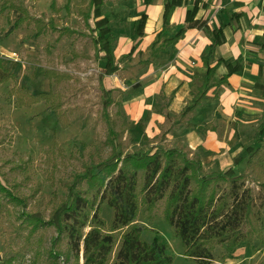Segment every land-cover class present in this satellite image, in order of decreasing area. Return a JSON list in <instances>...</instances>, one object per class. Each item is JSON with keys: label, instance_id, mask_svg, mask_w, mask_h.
<instances>
[{"label": "trees", "instance_id": "1", "mask_svg": "<svg viewBox=\"0 0 264 264\" xmlns=\"http://www.w3.org/2000/svg\"><path fill=\"white\" fill-rule=\"evenodd\" d=\"M148 4L152 5L153 2H145L144 7ZM187 4L186 0H165L162 4L161 27L150 43L144 50H136L132 45L126 54L118 58L114 52L118 36H114L110 29L109 17L102 13L104 0H89L87 10L82 12L86 25L89 20L93 22L91 30L95 35L91 37V41L94 51L102 53L103 65L99 70L98 80L105 112L117 102L113 96L114 91L123 93L121 87L105 88V77L120 72L119 78L123 83L132 85V89L140 88L142 82L138 74L144 69L146 72L149 66H156L160 54L183 39L188 29H205L211 35L210 43L200 56L204 74L193 75L197 83L196 93H189L190 98L178 112L168 109L173 95L154 112L164 118V123H170L167 130L161 133V141L166 139L175 125L204 132L211 129L210 123L194 124L189 121V117L208 96L217 97V89L227 85L228 75L235 70L233 67L220 78L215 77L221 64L228 67L222 60H215V49L225 42V37L221 27L210 29L206 20L196 18L203 5L200 0H193L187 6L182 24H170L172 11ZM50 7L55 8V0H52ZM3 9L21 13L13 23L14 27L33 22L37 36L47 29L57 31L60 35L58 38L61 35L70 37L74 33L67 28H60L53 18L46 21L31 18L26 8L20 5L4 2L0 6V10ZM147 18L143 9L132 21L135 39L144 36ZM42 72L49 83H60L71 78L69 74L52 69ZM7 79L8 76H0V84ZM10 95L15 97L18 107L49 103L48 108L55 113L56 121L63 128L67 127L60 112V94L51 90L27 94L12 88ZM103 117L106 125L104 145L108 148L106 157H101L98 152L89 154L88 159L82 163V170L72 176L70 184H65L66 195L51 208L46 222L36 216L26 215V219L33 223L32 231L40 225L54 227L58 236L64 234L68 238L76 260L81 242L82 264H172V256L166 252L165 241L157 234L150 242L141 240V226L136 222L142 206L150 211L156 202L163 199L162 214L165 222L173 228L174 235L180 240L182 255L196 264H210L217 247L225 250L223 258H227L233 256L239 245L252 244L255 240L264 245V144L256 146L254 142L244 146V155L234 156L231 167L207 173L200 160L189 156L190 152L182 148L152 146L146 151H121L119 132L114 130L115 121L107 114ZM149 119V116L144 117V121ZM139 122L142 123L140 120ZM263 132L264 106L255 140ZM143 137L146 138V135ZM241 162H244L254 179L255 191L246 187V177L236 172V167ZM0 193L8 201L24 204L1 183ZM103 204L112 212L108 230L99 215ZM84 228H87L86 232ZM118 232L119 246L114 249L115 233ZM111 255L114 257L112 260Z\"/></svg>", "mask_w": 264, "mask_h": 264}, {"label": "rangeland", "instance_id": "2", "mask_svg": "<svg viewBox=\"0 0 264 264\" xmlns=\"http://www.w3.org/2000/svg\"><path fill=\"white\" fill-rule=\"evenodd\" d=\"M88 1L55 0L52 9V0H0V6L4 2L20 5L26 8L31 18L44 21L53 18L60 28L74 32L70 37L61 35L58 38L57 31L47 29L37 36L33 22L13 26L21 16L17 10H0V76H8L7 81L0 84V183L24 203L8 201L0 193V264H82L81 242L76 260L75 251L64 234L58 236L50 225H40L32 231L33 223L25 216L33 215L46 222L51 208L65 197V184H70L72 176L82 170V163L89 154L98 152L101 157H106L105 114L115 121L114 130L119 132L123 152L146 151L152 146L178 147L190 152L192 157L198 158L201 154L206 164L203 169L207 173L223 171L222 166L229 162L225 154L219 158L220 166L217 158H209L207 163L201 148H189L194 145L189 136L195 129L175 125L161 141L160 135L170 123H164L160 116L156 119L154 112L162 106L163 100L157 94L144 100L143 88L132 89V85L123 83L120 72L103 79L105 88L123 89L122 94L114 91L117 102L103 111V93L98 80L103 65L102 54L94 51L91 41L95 35L91 30L92 20L86 25L82 17ZM147 1L104 0L102 13L109 17L114 36L134 39L132 21ZM216 1L222 5L226 0H203L207 3ZM45 69L69 74L71 78L49 83L43 76ZM144 74L145 71L138 74L142 84L147 73ZM12 88L27 94L49 90L60 94V112L67 127L63 128L56 121L55 113L48 108L49 103L18 107L15 97L10 95ZM215 104L212 106L216 109ZM210 108L211 104L202 106L200 113L209 116ZM145 116L150 117L149 121H144ZM191 121L196 122L195 117ZM217 123L221 130L228 128L222 119ZM252 132L245 129L241 141L251 139ZM224 137L218 136L220 139ZM236 172L244 175L245 186L255 191L256 184L244 162L236 167ZM163 207V199L150 211L141 207L136 221L142 230L140 239L150 242L157 234L165 241L172 264H196L182 255L180 240L163 218ZM99 215L108 230L111 210L103 204ZM86 230L84 228V232ZM115 237L114 249H117L120 232L115 233ZM225 253L224 249L217 247L210 264H264V245L256 240L252 244L239 245L232 257L223 258ZM113 258L111 255V260Z\"/></svg>", "mask_w": 264, "mask_h": 264}, {"label": "crops", "instance_id": "3", "mask_svg": "<svg viewBox=\"0 0 264 264\" xmlns=\"http://www.w3.org/2000/svg\"><path fill=\"white\" fill-rule=\"evenodd\" d=\"M147 2L153 4H148L146 7L143 5L141 9V11L145 9L148 16L144 36L137 39L134 37L133 40L118 36L114 51L116 57L126 54L132 45L136 50H144L153 39L155 32L160 29L162 0ZM186 2L191 3L190 0ZM189 4L176 7L172 11L171 25L182 24ZM200 4L203 5L197 12L196 18L206 20L210 29L221 27L225 37V42L215 49V60H222L228 67L221 64L215 72V77L220 78L233 67L235 70L228 75L227 85L217 89V97L208 96L196 108L194 116H190L195 117L196 121H191L192 117L190 122L199 125L210 123L212 128L205 132L190 128L195 130L189 136L194 142L189 148H201L207 163L209 158H217L219 166V158L227 154L229 162L222 166L225 170L231 167L234 156L244 155V146L254 142L256 146L264 144V132L255 140L264 106V0H226L222 5L217 1L207 3L200 0ZM210 36L205 29H188L183 39L174 47L164 50L158 57L156 66H149L145 72L147 75L144 76V83L141 86L144 100L157 94L165 104L173 95L168 109L178 112L190 98L189 93L197 91V83L193 75L204 74L205 69L201 65L200 56L205 46L210 43ZM210 104L212 108L210 114H207L209 116L202 115L200 113L203 111L202 106L208 107ZM212 104L217 105V108L215 109ZM172 106L176 109H171ZM148 109L150 110L151 107ZM156 116V119H159L160 115L156 114ZM220 119L228 125L226 130L219 128L217 122ZM247 128L253 131L252 138L242 142L243 131ZM220 135L226 136L220 139L218 138ZM198 159L205 168L206 164L201 154Z\"/></svg>", "mask_w": 264, "mask_h": 264}]
</instances>
